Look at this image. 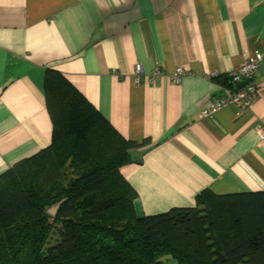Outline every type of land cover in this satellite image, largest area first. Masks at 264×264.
<instances>
[{"label": "crops", "instance_id": "1", "mask_svg": "<svg viewBox=\"0 0 264 264\" xmlns=\"http://www.w3.org/2000/svg\"><path fill=\"white\" fill-rule=\"evenodd\" d=\"M255 52L252 108L200 119ZM49 70L139 145L120 169L137 217L192 208L203 191L264 192V0H0V175L50 145Z\"/></svg>", "mask_w": 264, "mask_h": 264}, {"label": "trees", "instance_id": "2", "mask_svg": "<svg viewBox=\"0 0 264 264\" xmlns=\"http://www.w3.org/2000/svg\"><path fill=\"white\" fill-rule=\"evenodd\" d=\"M44 95L50 145L0 175V264H264V192L137 217L120 169L139 145L60 73Z\"/></svg>", "mask_w": 264, "mask_h": 264}, {"label": "built area", "instance_id": "3", "mask_svg": "<svg viewBox=\"0 0 264 264\" xmlns=\"http://www.w3.org/2000/svg\"><path fill=\"white\" fill-rule=\"evenodd\" d=\"M261 62V55L259 53H255L254 59L252 61H245L241 64L240 67L232 71L229 76V83L234 85L235 91L228 93L222 98H219L215 100L210 107L204 109L201 112V115L203 117H208L212 114H214L216 111H218L221 108L227 107V106H234L238 109V111H243L250 105V99L255 96L256 93V75L258 66ZM136 76L139 74H142V69L139 65L135 67ZM180 74L182 73L181 69L178 68L175 70V72L172 74ZM178 77H175V81ZM245 83L244 86L240 87L239 85L241 83ZM258 136L260 139L264 140V129L258 130Z\"/></svg>", "mask_w": 264, "mask_h": 264}, {"label": "rangeland", "instance_id": "4", "mask_svg": "<svg viewBox=\"0 0 264 264\" xmlns=\"http://www.w3.org/2000/svg\"><path fill=\"white\" fill-rule=\"evenodd\" d=\"M255 53H258V52H255ZM255 53H254V55H255ZM260 54V53H259ZM261 55V54H260ZM254 59V58H253ZM252 59V60H253ZM252 60H244L242 63H244L245 61H252ZM261 62H262V56H261ZM261 62H260V64H259V66H258V70H257V75H256V79L258 78V71H259V68H260V65H261ZM241 63V64H242ZM241 64L240 65H238V67H240L241 66ZM137 66V65H136ZM135 66V67H136ZM237 67V68H238ZM236 68V69H237ZM178 69V68H177ZM176 70V69H175ZM235 70V69H234ZM234 70H232V71H234ZM181 71H182V69H181ZM231 71V72H232ZM135 72H136V69H135ZM134 72V79H135V81L136 82H138L139 81V79H140V76H141V74H139L138 76H136V73ZM175 72V71H174ZM230 72V73H231ZM229 73V74H230ZM228 74V75H229ZM182 75H183V71H182V73H180V74H174V75H170V80H171V82H176V83H178V82H180V79H181V77H182ZM178 77V81H175V77ZM207 78H209V79H216V78H218V76L215 74V73H212L211 75H209V76H207ZM220 80V79H219ZM224 82H225V84H224V86H227V87H231V91H229V92H225L226 93V95L228 94V93H230V92H234L235 91V86L234 85H232V84H230L229 83V76H227L226 78H225V80H224ZM223 82V83H224ZM244 83V82H243ZM245 84V83H244ZM244 84L243 85H239L240 87H242V86H244ZM256 93H258V87H256ZM256 96H257V94H255V96L254 97H252L251 99H250V105H249V107H247L245 110H243V111H238V109L236 108V107H234V106H227V107H224V108H230V107H232V108H234L235 110H236V114H240V113H244V112H247V111H249L251 108H252V105H253V102H254V100H255V98H256ZM222 97H224V95L223 96H218V98H215V99H213V101H211V104L215 101V100H217V99H219V98H222ZM209 106V105H208ZM208 106H206L205 108H203L202 109V111L204 110V109H206V108H208ZM210 107V106H209ZM224 108H221V109H219L218 111H220V110H222V109H224ZM201 111V112H202ZM218 111H216L214 114H212V115H210V116H208V117H203L202 115H201V113H200V119H212L213 117H214V115L218 112ZM259 129H264V126H259V127H257V129H256V133H257V137H258V139H259V141L260 142H262V143H264V140H262V139H260L259 138V136H258V130ZM168 264V263H167ZM169 264H173V263H169ZM240 264H249V260H247V259H245V260H243Z\"/></svg>", "mask_w": 264, "mask_h": 264}, {"label": "water", "instance_id": "5", "mask_svg": "<svg viewBox=\"0 0 264 264\" xmlns=\"http://www.w3.org/2000/svg\"><path fill=\"white\" fill-rule=\"evenodd\" d=\"M244 83H241V85H243Z\"/></svg>", "mask_w": 264, "mask_h": 264}]
</instances>
